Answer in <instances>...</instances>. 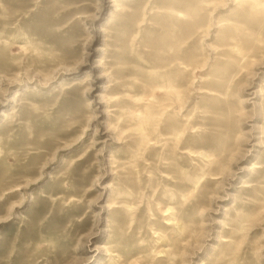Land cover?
<instances>
[{
    "label": "rangeland",
    "instance_id": "1",
    "mask_svg": "<svg viewBox=\"0 0 264 264\" xmlns=\"http://www.w3.org/2000/svg\"><path fill=\"white\" fill-rule=\"evenodd\" d=\"M0 264H264V0H0Z\"/></svg>",
    "mask_w": 264,
    "mask_h": 264
}]
</instances>
